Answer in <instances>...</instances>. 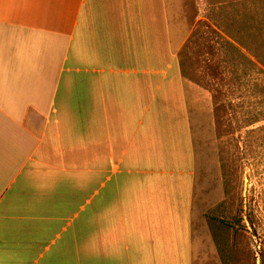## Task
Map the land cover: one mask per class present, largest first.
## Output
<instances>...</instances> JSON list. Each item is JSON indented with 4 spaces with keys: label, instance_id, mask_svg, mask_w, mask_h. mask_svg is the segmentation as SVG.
I'll return each mask as SVG.
<instances>
[{
    "label": "crops",
    "instance_id": "0c3cea01",
    "mask_svg": "<svg viewBox=\"0 0 264 264\" xmlns=\"http://www.w3.org/2000/svg\"><path fill=\"white\" fill-rule=\"evenodd\" d=\"M183 0H0V264H194Z\"/></svg>",
    "mask_w": 264,
    "mask_h": 264
},
{
    "label": "rangeland",
    "instance_id": "374dc122",
    "mask_svg": "<svg viewBox=\"0 0 264 264\" xmlns=\"http://www.w3.org/2000/svg\"><path fill=\"white\" fill-rule=\"evenodd\" d=\"M192 110L194 264H264V0H183Z\"/></svg>",
    "mask_w": 264,
    "mask_h": 264
}]
</instances>
